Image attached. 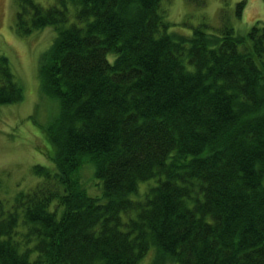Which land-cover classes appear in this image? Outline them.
<instances>
[{"label":"trees","instance_id":"obj_1","mask_svg":"<svg viewBox=\"0 0 264 264\" xmlns=\"http://www.w3.org/2000/svg\"><path fill=\"white\" fill-rule=\"evenodd\" d=\"M48 25L53 164L0 194V264H139L152 246L147 264H264V22L238 32L222 10L186 34L163 0H18L16 31ZM23 97L0 52V105Z\"/></svg>","mask_w":264,"mask_h":264},{"label":"rangeland","instance_id":"obj_2","mask_svg":"<svg viewBox=\"0 0 264 264\" xmlns=\"http://www.w3.org/2000/svg\"><path fill=\"white\" fill-rule=\"evenodd\" d=\"M37 1L44 6L58 2ZM240 1L245 3L239 17ZM163 8L171 29L186 34L199 23L215 28L221 23L222 10L238 32H246L258 20L264 22V0H163ZM70 9L74 11L72 5ZM17 10L18 0H0V52L8 56L24 89L23 99L0 105V194L6 197L36 184L40 176L34 172L35 164H53L46 155L52 146L47 128L59 112L58 100L41 90L39 77L41 57L54 40L55 26L21 34L15 27ZM94 170V164L89 162L79 168L77 177L89 193L99 195L102 183ZM144 182L147 181L141 182L139 193L147 187ZM155 252L152 246L139 264H147Z\"/></svg>","mask_w":264,"mask_h":264}]
</instances>
